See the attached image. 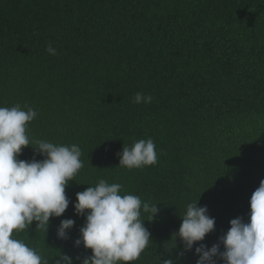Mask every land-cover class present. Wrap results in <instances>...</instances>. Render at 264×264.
Listing matches in <instances>:
<instances>
[{"label": "trees", "instance_id": "16d2710c", "mask_svg": "<svg viewBox=\"0 0 264 264\" xmlns=\"http://www.w3.org/2000/svg\"><path fill=\"white\" fill-rule=\"evenodd\" d=\"M137 92L152 102L134 103ZM17 103L38 112L31 137L75 143L83 161L62 216L17 238L49 264L58 250L80 264L91 249L74 246L85 218L73 202L103 178L160 209L145 220L152 242L128 264H196L194 249L177 255L178 237L171 250L186 205L215 217L197 242L211 247L231 219L248 221L264 179V0H0V106ZM149 137L155 165H118L123 144ZM19 158L44 157L28 146ZM65 218L75 225L59 239Z\"/></svg>", "mask_w": 264, "mask_h": 264}, {"label": "clouds", "instance_id": "9594fccd", "mask_svg": "<svg viewBox=\"0 0 264 264\" xmlns=\"http://www.w3.org/2000/svg\"><path fill=\"white\" fill-rule=\"evenodd\" d=\"M46 52L56 55L57 49L50 42ZM152 100L151 95L141 92L133 97L136 104ZM37 115L35 109L19 103L0 106V264H49L52 257H44L17 237L34 221L36 229L47 233L50 218L62 216L68 208L71 201L66 187L83 167L82 150L77 144L31 137L28 125ZM28 146L44 158L20 159L23 148ZM117 155L118 165L129 170L158 162L156 144L150 137L134 141L131 146L123 144ZM121 192L120 183L101 178L95 186L76 193L74 213L85 219L74 246L91 249V255L75 258L80 264H128L138 260L152 242L145 220L157 216V203ZM249 204L248 221L241 216L231 219L228 230L208 247L197 242L215 230V217L210 216L206 205L198 206V200L188 203L180 215L178 231L172 234L171 250L177 247L178 237L182 250L177 255L194 249L196 264H264V179L252 192ZM144 214L147 219L141 218ZM74 225V219H62L57 237L68 239ZM55 257L58 259L52 264H74L73 257L59 250ZM160 264H175V260L170 256L160 259Z\"/></svg>", "mask_w": 264, "mask_h": 264}]
</instances>
